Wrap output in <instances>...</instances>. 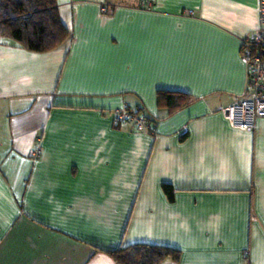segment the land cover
I'll return each instance as SVG.
<instances>
[{"label":"crops","instance_id":"1","mask_svg":"<svg viewBox=\"0 0 264 264\" xmlns=\"http://www.w3.org/2000/svg\"><path fill=\"white\" fill-rule=\"evenodd\" d=\"M57 2L62 47L0 36V264H117L136 244L264 264V119L224 115L249 95L263 0ZM160 91L192 101L171 113ZM123 108L155 132L116 123Z\"/></svg>","mask_w":264,"mask_h":264},{"label":"trees","instance_id":"2","mask_svg":"<svg viewBox=\"0 0 264 264\" xmlns=\"http://www.w3.org/2000/svg\"><path fill=\"white\" fill-rule=\"evenodd\" d=\"M0 36L29 52L49 53L62 47L70 33L62 21L57 0H0ZM157 98L158 105L169 108L171 113L192 101L188 94L169 91H160ZM134 113L144 116L155 130L154 121L142 110ZM165 192L174 201L173 187L165 186ZM108 254L117 264H163L168 258L175 262L181 258L180 250L150 244H136Z\"/></svg>","mask_w":264,"mask_h":264},{"label":"built area","instance_id":"3","mask_svg":"<svg viewBox=\"0 0 264 264\" xmlns=\"http://www.w3.org/2000/svg\"><path fill=\"white\" fill-rule=\"evenodd\" d=\"M102 12L107 14L108 9L103 8ZM260 25L253 35L243 41V59L249 67L252 90L246 98L224 110L229 124L241 131H253L257 121L264 119V0L261 6ZM115 121L121 124L134 123L139 132H155L154 127L144 116H138L128 108L117 110Z\"/></svg>","mask_w":264,"mask_h":264},{"label":"rangeland","instance_id":"4","mask_svg":"<svg viewBox=\"0 0 264 264\" xmlns=\"http://www.w3.org/2000/svg\"><path fill=\"white\" fill-rule=\"evenodd\" d=\"M251 90H252V89H251V86H250V83H249V92H250ZM168 260H169V258L166 259V262H164V264L167 263ZM169 263H171V262H169Z\"/></svg>","mask_w":264,"mask_h":264}]
</instances>
